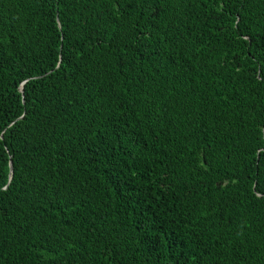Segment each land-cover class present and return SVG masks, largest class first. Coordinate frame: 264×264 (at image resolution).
<instances>
[{
  "label": "trees",
  "instance_id": "16d2710c",
  "mask_svg": "<svg viewBox=\"0 0 264 264\" xmlns=\"http://www.w3.org/2000/svg\"><path fill=\"white\" fill-rule=\"evenodd\" d=\"M0 264H264V0H0Z\"/></svg>",
  "mask_w": 264,
  "mask_h": 264
},
{
  "label": "water",
  "instance_id": "95a60500",
  "mask_svg": "<svg viewBox=\"0 0 264 264\" xmlns=\"http://www.w3.org/2000/svg\"><path fill=\"white\" fill-rule=\"evenodd\" d=\"M11 170H12V172H13V168H12V166H11Z\"/></svg>",
  "mask_w": 264,
  "mask_h": 264
}]
</instances>
